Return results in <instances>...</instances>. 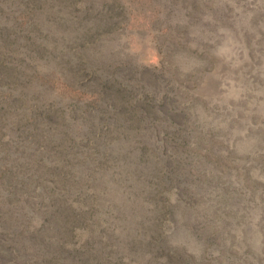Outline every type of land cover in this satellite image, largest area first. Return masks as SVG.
I'll return each mask as SVG.
<instances>
[{"label":"rangeland","instance_id":"rangeland-1","mask_svg":"<svg viewBox=\"0 0 264 264\" xmlns=\"http://www.w3.org/2000/svg\"><path fill=\"white\" fill-rule=\"evenodd\" d=\"M0 264H264V0H0Z\"/></svg>","mask_w":264,"mask_h":264}]
</instances>
